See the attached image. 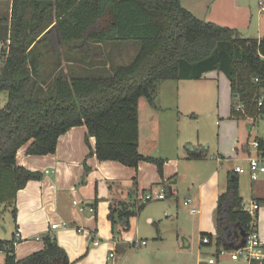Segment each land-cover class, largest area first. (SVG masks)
<instances>
[{
    "label": "trees",
    "instance_id": "16d2710c",
    "mask_svg": "<svg viewBox=\"0 0 264 264\" xmlns=\"http://www.w3.org/2000/svg\"><path fill=\"white\" fill-rule=\"evenodd\" d=\"M11 4L10 16L0 19V93L7 103L0 111V206L14 207L17 194L28 182L42 179L17 164L18 151L31 142L26 154L56 153L59 138L75 127L86 126L94 137L99 161H115L138 169L146 162L156 166L162 182L166 161L139 151V104L154 106L157 86L165 81L201 80L220 72L230 82L233 119L260 117L264 121V36L244 38L236 29L198 19L184 9L181 0H1ZM136 42L140 47L128 65L114 68L108 76H72L58 72L47 83L41 47L49 44L58 53L60 45L70 52H89L94 43ZM85 49V50H84ZM84 50V51H83ZM86 57L88 55L86 54ZM256 79L258 82H256ZM242 105L240 111L236 106ZM264 156V138L258 137ZM188 159H203V151L187 146ZM137 191V190H136ZM173 195V193H171ZM95 198L93 207H97ZM127 206L113 200L109 220L130 230V218L145 204ZM96 209V208H95ZM256 217L245 210L239 175L228 172L226 191L218 197L216 235L201 234L210 242L201 245L230 251L239 245L242 232L250 234ZM16 234V233H15ZM16 237L0 240L3 264H71L55 238L44 239V248L17 261Z\"/></svg>",
    "mask_w": 264,
    "mask_h": 264
},
{
    "label": "rangeland",
    "instance_id": "374dc122",
    "mask_svg": "<svg viewBox=\"0 0 264 264\" xmlns=\"http://www.w3.org/2000/svg\"><path fill=\"white\" fill-rule=\"evenodd\" d=\"M239 2L241 8L237 11L238 22L236 24H233V21L237 17L233 14L223 13V10H220L221 5H217L214 9L216 16L209 15L207 17H214L213 19L216 20L224 18L225 22L221 21L219 25L238 29L244 38H262L264 36V13L260 11L264 6V0H240ZM10 5L9 1H0V19L10 15ZM246 23L248 24L245 25ZM115 43H94L85 55L80 51L71 53L69 46L65 45H60L58 47L59 54H56L49 44L43 45L41 51L45 56L44 68L50 75L47 83L52 84V80L58 72L69 73L72 76H108L112 74L115 67L128 65L137 55L139 43L117 42L125 47L118 53ZM86 54L89 56L86 57ZM3 65L0 62V71ZM217 74L219 73L210 72L197 86L192 84L187 86L189 90L193 89V86L195 88L200 86L205 91L206 105H200L204 110H200L201 113L196 114L195 118L184 117L180 124L171 119L159 132L154 131L152 123H149L150 118L147 117L145 110L141 109L142 145L140 150L156 151L155 153L166 155V165L170 159H184L183 157L188 155L187 146L189 145L206 153V160L182 161L179 172L175 173V181L178 180V182L174 186L154 185L153 192H160L164 189L167 199L162 201L143 203L141 194L136 191L137 187L139 186V189H145L144 192H147L150 190L148 187L155 182L148 183L150 178L148 174L140 178V182H137L138 179L135 176V186L132 187L134 191H131L123 202H126L128 207L133 204H137L136 207L145 204V207L131 219L130 223L133 228L129 231H125L121 223L118 222L112 232L111 225L105 216V201H99L98 207L95 208H97V228L99 229L97 237L100 239V247H89L93 252L89 260L83 264H102L107 261V256L109 257L111 253L115 254L113 257L115 259L110 258L113 264H209L210 259L215 260L216 264H249L245 261H233L231 250L216 256L215 247L201 245L202 239L197 226L198 218L183 205L185 200L193 198V189L196 190L199 183L210 174L218 173L221 177V187L227 185L228 172L234 171L238 166L246 167L248 158L257 155L252 143L257 137H264V122L261 121L259 124L253 125L248 119L232 118L233 99H231L228 80L224 76L222 79L224 82H221ZM220 76L223 75L220 74ZM219 85H221L220 89H218ZM7 99V93H0V111L5 107ZM145 100L142 99V102ZM176 112L177 110L173 109L170 114L174 115ZM150 137L155 139L156 147L146 144L150 141ZM238 146L239 155L235 153ZM249 149L250 155L248 154ZM170 166L174 168V163L171 162ZM141 179H145V182L142 183ZM214 180L217 182V178ZM239 182L241 184L240 192L244 193L246 205L256 195L255 192L254 194L252 192L253 188L257 187L256 189L264 195V174L260 175L259 180L254 184L251 183L247 174H240ZM84 183L85 180L76 183L77 190L83 187ZM169 187L172 188L173 195L170 193ZM101 191V194L100 190L98 191V197L105 192L104 184L101 185ZM72 198H74V194L71 192ZM79 201L86 207L88 203L93 205L95 198L88 201L85 196H82ZM204 214L205 231L216 232V208L212 201L209 208L205 209ZM253 215L257 216L256 221H260L263 225L264 232V201L260 203L257 215L255 213ZM94 217L95 214L94 216L72 214V220L68 223L94 229L96 224ZM149 219L152 222H149ZM14 232L15 223L11 210L2 205L0 206V240H10L13 238ZM49 235L52 237L56 234L50 233ZM83 236L84 238L88 237L86 234ZM183 238H185L184 241ZM141 241H146L147 245L138 248L132 244ZM114 243L118 245L116 246ZM82 245L85 246V242ZM0 254L3 255V252ZM116 260L117 262H115Z\"/></svg>",
    "mask_w": 264,
    "mask_h": 264
},
{
    "label": "crops",
    "instance_id": "0c3cea01",
    "mask_svg": "<svg viewBox=\"0 0 264 264\" xmlns=\"http://www.w3.org/2000/svg\"><path fill=\"white\" fill-rule=\"evenodd\" d=\"M239 1L240 0H181V5L184 9L190 11L198 19H202L206 22H214L217 23V25H219L221 21L225 22V19L220 18L216 20L213 19L214 17L208 18L207 16H216L214 9L217 5H221L220 10H223V13L233 14L237 17L236 19L235 17H233V19H235L233 21V24H236L238 22L237 11L241 8V3ZM211 8L212 10H210ZM260 12L264 13L262 11V8ZM247 24L248 23H246L245 25ZM238 25H235V27H238ZM115 45L117 46V53L119 50H123L125 48L123 47V44H118L117 42L115 43ZM87 55L89 56V54ZM217 73H219L217 74V77L221 79V82H224L222 79L225 75L220 72ZM220 74H222L223 76H220ZM205 76H207V74ZM202 80L204 79L196 81H165L160 83L157 86V93L154 98V106L148 104L146 100L145 102H142V100L140 101V134L141 109H144L147 117L150 118L149 123H152L154 131L156 130L159 132L164 128L165 123L170 122L171 119L180 124L184 117L190 116L191 118H195L196 114H200V110H204L200 107V105H206L205 91L200 86H198L197 88L193 86V89L189 90L188 85L192 84L197 86L198 83ZM228 83L230 88V82L228 81ZM220 87L221 85H219L218 89H220ZM233 98L234 97L231 94V99ZM173 109L177 110L176 114L174 115L170 114ZM87 135L88 129L86 126H80L71 129L59 138L56 153L52 155H27L26 152L31 145V142L23 146L18 151V166L24 167L25 169L32 172H40L43 177L41 180L28 182L26 187L19 191L17 194V200L15 203V207L17 209V218L16 222H14L15 232L13 234L15 235L17 231H19V233L21 234L18 243L15 244L17 261H21L28 256L41 251L44 248L45 237L49 236V234L52 233L56 234L54 235L55 239L60 247H62L66 251L71 264L85 263L89 260V258L91 257V253L93 252H91L89 247L93 246L94 248H99L100 244L99 246H94L93 242L95 240L100 241V239L97 237V235H99V229L97 228V208L95 209V207H93V205H91L90 203L86 204V207H84L82 205L83 203L79 201L82 196H85L86 200L91 201L92 199L98 197L99 190L100 194L102 193L101 185L104 184L105 192L98 198L99 201H105V216L107 221L110 223L112 230V223L109 220L111 202L113 200L123 201L125 198H127L128 194L131 191H134L132 187L135 186L134 180L136 177L138 179L137 182H140V178L148 174L150 176L148 183L155 182L153 183V185L151 184V186L148 187L150 188V190L147 192H144L145 189H139V186L137 187V192L142 196L147 194L148 192H151L154 185H160L161 187H165L167 185L174 186L178 182V180L175 181V175L177 174V171L179 172L180 163L182 161H204L206 160L207 156L206 153H203L204 158L198 160L188 159V155L183 157L184 159H170L165 165L164 182H162L157 168L153 164L142 162L136 170L134 168L126 167L115 161H99L94 154L96 140L94 137H89L88 142H86ZM154 135L156 134L154 133ZM257 138L255 140H257ZM146 144L148 146L156 147V142L153 137H150V141H148ZM238 144H240V141H238ZM141 145L142 141L140 135L139 151L142 155L154 158L159 157L167 161V159H165L166 155H162V153H155L156 151L140 150ZM239 152L240 149L238 146L235 149V153L239 155ZM248 154H251L250 149ZM171 162L174 163V168L170 166ZM47 171L50 173H47ZM245 174H247L251 183L254 184L248 172H246ZM215 178H217V182H215ZM82 180H85V183L83 184L84 186L77 190V186L75 184ZM143 181L145 182V179H141L142 183ZM226 188L227 185L221 187V177L218 175V173H213L206 176L203 181L199 183L196 190L193 189L192 194L194 205L198 209L196 217L198 218L197 226L200 235L203 233H209L205 231V209L209 208L211 201L214 203L215 208H217L218 197L226 191ZM256 188H253L252 191L253 194L254 192L256 194L255 197H253L252 201H258L259 203H262V201H264V195L260 193ZM71 192L74 194V198L72 199ZM108 192H110V194H108ZM240 194L244 200V193L240 192ZM75 202L79 203L75 204ZM6 208H9L12 211L14 207ZM72 214H88L89 216H94L95 214L94 219L96 224L94 226V229H90L87 227L83 228L76 225L75 223L74 225L69 224L68 221L72 220ZM132 218H130L129 222H131ZM148 221L152 222L151 219H149ZM57 223H66L67 227L52 231V224ZM124 223L125 222H122L121 225L123 226ZM254 225L258 229L259 235L264 238V232L262 230L263 225L260 223V221H255ZM132 228L133 226L130 223V229ZM84 234H86L88 237L84 238ZM209 234L215 236L216 232H212ZM12 239L13 238H11L10 240ZM84 242L85 246L82 245ZM115 245L117 246L118 244ZM0 255V264H3L6 257L5 253L3 252V255ZM110 255L109 257L107 256V261H104L102 264H113V261L110 260V258H115L110 257ZM115 262H117V260Z\"/></svg>",
    "mask_w": 264,
    "mask_h": 264
},
{
    "label": "built area",
    "instance_id": "2783aa9c",
    "mask_svg": "<svg viewBox=\"0 0 264 264\" xmlns=\"http://www.w3.org/2000/svg\"><path fill=\"white\" fill-rule=\"evenodd\" d=\"M262 11L264 12V6L262 7ZM4 49H5V53L3 52V54H5L6 57L4 58L6 59L9 55V42L7 43V45L0 42V52L4 51ZM3 61L4 60H2V58L0 57V62H3ZM256 82H258L257 79H256ZM263 98L264 97H262V100H260V102L258 103L259 107L263 105ZM242 108H243L242 105H238L236 106V111H240ZM248 120H250L253 125H256L260 123V121H263L261 120L260 117L249 118ZM252 146L255 148L257 155L254 157L248 158L247 167H243V166L236 167L235 173L240 175V174H245L246 172H248L251 180L253 182H256L259 180L260 175L264 174V156L262 154H259L257 151L259 147L258 140H254V142L252 143ZM47 173H50V172L47 171ZM141 199L143 203H148V202L166 200L167 196L164 190L160 192L151 191L145 195H142ZM78 203L79 202H75V204H78ZM183 205L189 209L192 215H196L198 213V209L194 205L193 198H189L185 200ZM259 206H260V203L258 201H251L248 205H246L245 203V210L249 212V214H251L252 217H256L253 214L255 213V215H257ZM66 227H67L66 223H61V224L57 223V224H52L51 230L55 231L59 228H66ZM20 236L21 234L19 233V231H17L15 234L16 242L19 241ZM51 238H55V236L53 235ZM202 241L204 244H208L210 242L209 238L207 237H205ZM93 244L94 246H99L100 242L98 240H95ZM132 244L135 247L139 248L141 246L146 245V241L133 242ZM224 252L225 250H222L220 253L223 254ZM110 257H114V253H112ZM231 259L233 261H245L249 264H264V238H262L259 235L258 229L254 225V223L252 224V229H251L250 234H248L247 236L246 244L238 250H235V251L231 250ZM209 264H216V262L215 260L210 259Z\"/></svg>",
    "mask_w": 264,
    "mask_h": 264
},
{
    "label": "water",
    "instance_id": "95a60500",
    "mask_svg": "<svg viewBox=\"0 0 264 264\" xmlns=\"http://www.w3.org/2000/svg\"><path fill=\"white\" fill-rule=\"evenodd\" d=\"M235 98H237V95H235L234 96ZM173 183H176V182H173ZM170 193H172V188L170 187ZM241 236H242V240H241V243L239 244V245H233L232 247H231V250H238V249H240L241 247H243L245 244H246V241H247V233L246 232H242V234H241ZM185 240V238H183V241Z\"/></svg>",
    "mask_w": 264,
    "mask_h": 264
}]
</instances>
